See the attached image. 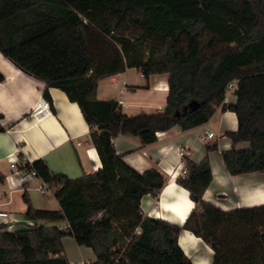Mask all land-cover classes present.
Returning a JSON list of instances; mask_svg holds the SVG:
<instances>
[{
    "label": "trees",
    "instance_id": "obj_1",
    "mask_svg": "<svg viewBox=\"0 0 264 264\" xmlns=\"http://www.w3.org/2000/svg\"><path fill=\"white\" fill-rule=\"evenodd\" d=\"M0 51L45 82L51 108L50 88L79 105L103 165L72 179L43 159L32 163L60 209H37L25 192L26 219L69 227L8 232L0 225V264H70L66 236L94 250L93 264H193L178 243L183 230L211 245L214 264H264V205L227 212L207 203L208 157L196 163L182 155L185 176L178 183L196 208L178 226L141 210L142 199L157 196L167 177L157 168L138 172L113 143L122 135L151 145L158 132L195 129L222 108L239 122L238 132L228 133L234 147L222 153L227 170L264 172V0H0ZM127 68L146 78L168 75L163 111L128 116L117 101L98 99L99 82ZM233 81L235 105L226 103ZM242 141L248 150L235 148Z\"/></svg>",
    "mask_w": 264,
    "mask_h": 264
},
{
    "label": "crops",
    "instance_id": "obj_2",
    "mask_svg": "<svg viewBox=\"0 0 264 264\" xmlns=\"http://www.w3.org/2000/svg\"><path fill=\"white\" fill-rule=\"evenodd\" d=\"M0 73L5 80L0 82V225L3 231L15 232L44 226L48 229L65 230L67 221H29L25 217L28 205L23 199L26 192L37 209L59 210L54 198L47 204H40L30 196L31 186L41 183L14 174L10 159H23L34 163L43 159L49 168L59 174L75 179L98 172L102 162L91 140V130L85 121L79 105L71 102L59 88H50L52 108L41 118L34 116V110L44 98L45 82L23 72L0 51ZM238 84L227 94L226 103L235 105ZM169 83L167 74L146 78L136 68L103 79L99 82L97 97L103 101H117L122 112L128 116L163 111L167 106ZM212 131L209 138L204 131ZM237 114L218 108L212 118L203 126L182 131L174 126L157 133V142L143 146L137 139L117 136L113 139L115 149L123 160L140 173L151 168L159 169L167 182L157 196L147 195L141 201L144 216L163 219L171 224L183 226L196 208L190 192L178 183L184 177L183 153H188L196 163L206 157L212 170V181L203 199L223 211L264 205V172L231 175L227 170L222 153L234 147L228 133H237ZM218 149L208 152L209 145ZM239 151L248 150L250 143L239 142ZM49 203V204H48ZM52 205V206H51ZM178 243L193 264H214L216 252L203 238L189 230L179 234ZM63 246L70 264H93L97 260L94 250L80 246L74 237L63 238Z\"/></svg>",
    "mask_w": 264,
    "mask_h": 264
},
{
    "label": "built area",
    "instance_id": "obj_3",
    "mask_svg": "<svg viewBox=\"0 0 264 264\" xmlns=\"http://www.w3.org/2000/svg\"><path fill=\"white\" fill-rule=\"evenodd\" d=\"M237 84H238L237 81L231 82L228 86V93H231L234 90V88L237 86ZM50 110H51V103L46 99L42 100L40 105L34 110V116L36 118H41L47 113H49ZM204 134L209 138H212L214 136V133L208 130H205ZM10 166L15 171L14 174L19 175L24 179L34 181L35 178H39L41 180V183L38 186L39 191H47L51 189L49 184L39 177L37 171L32 167L31 163H28L23 159L18 160L16 158H13L10 159ZM0 216L6 217L7 213H0Z\"/></svg>",
    "mask_w": 264,
    "mask_h": 264
},
{
    "label": "rangeland",
    "instance_id": "obj_4",
    "mask_svg": "<svg viewBox=\"0 0 264 264\" xmlns=\"http://www.w3.org/2000/svg\"><path fill=\"white\" fill-rule=\"evenodd\" d=\"M30 196L32 199H34V201L40 204H47V202L49 201L51 202L53 199H55L51 191H46L45 193L42 194L36 191L35 186L33 185L31 186V189H30Z\"/></svg>",
    "mask_w": 264,
    "mask_h": 264
}]
</instances>
